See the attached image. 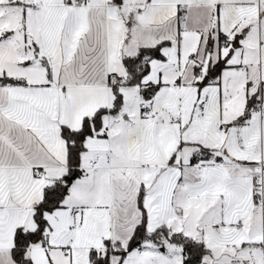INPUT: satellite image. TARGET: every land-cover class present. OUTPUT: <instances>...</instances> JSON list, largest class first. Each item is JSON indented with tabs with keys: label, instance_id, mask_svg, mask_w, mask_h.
<instances>
[{
	"label": "snow or ice",
	"instance_id": "1",
	"mask_svg": "<svg viewBox=\"0 0 264 264\" xmlns=\"http://www.w3.org/2000/svg\"><path fill=\"white\" fill-rule=\"evenodd\" d=\"M0 264H264V0H0Z\"/></svg>",
	"mask_w": 264,
	"mask_h": 264
}]
</instances>
